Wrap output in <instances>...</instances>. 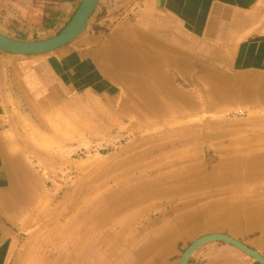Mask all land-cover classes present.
<instances>
[{"label":"rangeland","instance_id":"374dc122","mask_svg":"<svg viewBox=\"0 0 264 264\" xmlns=\"http://www.w3.org/2000/svg\"><path fill=\"white\" fill-rule=\"evenodd\" d=\"M133 1L99 0L77 38L43 55L68 54L61 62L66 85L75 44L88 31L105 40L110 30L99 25L100 17L115 8L118 19L133 22L139 10ZM195 60L186 75L172 61L156 75L148 68L146 79L135 69V79L112 81L108 94L101 91L105 85L84 77L46 123L36 116L28 136L34 220L22 229L33 240L17 248L34 251L29 264H140L161 248L166 222L201 226L209 211L226 204L264 206V103L244 92L222 102V69ZM240 212L264 220V207ZM237 214L228 213L231 219ZM258 226L248 229L255 237L262 235Z\"/></svg>","mask_w":264,"mask_h":264},{"label":"crops","instance_id":"0c3cea01","mask_svg":"<svg viewBox=\"0 0 264 264\" xmlns=\"http://www.w3.org/2000/svg\"><path fill=\"white\" fill-rule=\"evenodd\" d=\"M133 2L139 4L133 22L118 19L115 8L100 17L99 25L105 22L110 30L105 40L100 33L88 31L75 44L76 52L71 53L76 63L69 72L72 79L68 85L61 73V62L68 54L20 56L0 52V264H29L27 258L34 255L31 249L17 248L21 241L33 240L22 229L34 220V149L28 147L33 146L28 136L35 130L36 116L46 123L66 92L82 86L84 77L105 85L101 91L108 94L116 87L112 81L135 79V69L139 79H146L148 68L156 75L164 61H172L186 75L193 72L198 59L204 67L213 64L222 69L218 70L222 102H234L236 94L244 92L252 94L254 102L264 103V0ZM79 3L0 0V32L22 41L49 38L68 22ZM205 76L210 79V72ZM241 80L251 86H240ZM90 87L91 83L85 85ZM237 203L226 204L218 212L209 211L200 227L182 220L166 222L161 228V248L140 264H178L191 242L212 233L229 235L264 257V220L239 216L241 210L264 206ZM230 211L238 213L233 220ZM243 223L250 228L263 224L262 235L255 237L250 228H236L235 224ZM187 264L257 263L229 244L208 242L192 253Z\"/></svg>","mask_w":264,"mask_h":264},{"label":"water","instance_id":"95a60500","mask_svg":"<svg viewBox=\"0 0 264 264\" xmlns=\"http://www.w3.org/2000/svg\"><path fill=\"white\" fill-rule=\"evenodd\" d=\"M99 0H80L68 22L53 36L38 41H22L10 38L0 32V52L20 56H38L61 49L77 38L86 28ZM208 242H223L233 246L252 258L257 264H264V257L229 235L212 233L191 242L182 252L178 264H187L192 253Z\"/></svg>","mask_w":264,"mask_h":264},{"label":"bare ground","instance_id":"6f19581e","mask_svg":"<svg viewBox=\"0 0 264 264\" xmlns=\"http://www.w3.org/2000/svg\"><path fill=\"white\" fill-rule=\"evenodd\" d=\"M129 60V59H128ZM133 61V60H132ZM154 242H156L155 240H154Z\"/></svg>","mask_w":264,"mask_h":264}]
</instances>
